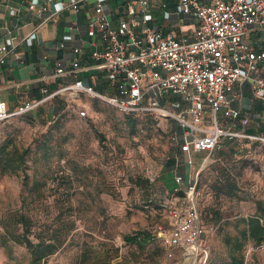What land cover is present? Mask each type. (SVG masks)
<instances>
[{"label": "rangeland", "instance_id": "obj_1", "mask_svg": "<svg viewBox=\"0 0 264 264\" xmlns=\"http://www.w3.org/2000/svg\"><path fill=\"white\" fill-rule=\"evenodd\" d=\"M53 104L56 101L48 99L36 109L50 110L47 117L44 112L28 113L0 125V264H29L23 243L7 237L6 244L1 243L4 224L22 234L21 215L30 219L34 242L36 236L64 238L41 264H199L155 239L141 251L123 238L141 230L152 234L175 207L161 183H168L164 171L170 166L183 177L177 203L184 199L183 189L194 185L210 242L206 264L228 260L224 234L235 229L217 232L213 211L230 219L236 214L246 217L255 213L256 202L264 203L263 141L222 139L220 148L211 152L190 149L192 163L185 164L181 141L169 137L178 131L171 119L135 114L131 131L126 114L103 100L81 94L68 99L59 112ZM79 110L85 114H77ZM224 181L235 183V195L218 190ZM243 255V264H264V241L257 247L246 242Z\"/></svg>", "mask_w": 264, "mask_h": 264}, {"label": "built area", "instance_id": "obj_2", "mask_svg": "<svg viewBox=\"0 0 264 264\" xmlns=\"http://www.w3.org/2000/svg\"><path fill=\"white\" fill-rule=\"evenodd\" d=\"M77 0L56 3L59 11L75 9ZM96 0L94 15L87 24L90 53L84 57L82 46L72 48L68 66L57 64L58 76L75 75L88 69L104 70L111 93L98 92L83 79L63 82L39 100L22 102L10 110L0 96V125L11 117L30 113L46 100L67 93V100L87 95L103 100L122 113H153L175 122L178 131L169 135L181 141L182 151L211 152L220 148L222 139L258 140L264 136L235 130L239 119L246 126L250 117H241L233 106L247 88L252 98L264 103V0H175V13L192 20L191 33H164L154 18L151 0H132L125 4V16L112 25L103 5ZM31 7V6H30ZM41 11L44 8L40 9ZM162 20L170 18L166 3H161ZM11 13L13 11L11 10ZM260 33L258 45L250 35ZM34 34L25 42L30 44ZM70 40V36H64ZM15 47V37L8 35L0 43V64ZM235 88L239 91L233 93ZM46 93V89L43 90ZM176 97L177 99H174ZM84 115V110L77 111ZM191 164V158L187 159ZM172 207L166 219L157 223L155 235L168 248L180 249L205 264L210 242L200 220L194 199V185L183 189L184 199L175 196L183 177L174 174Z\"/></svg>", "mask_w": 264, "mask_h": 264}, {"label": "crops", "instance_id": "obj_3", "mask_svg": "<svg viewBox=\"0 0 264 264\" xmlns=\"http://www.w3.org/2000/svg\"><path fill=\"white\" fill-rule=\"evenodd\" d=\"M58 1L66 5L69 3V0H0V43L8 35L15 37L13 52L0 64V96L10 110L22 102L39 100L44 95L43 90L48 86L54 90L63 82H71L78 78L92 85L98 92L104 93L107 88L104 70L88 69L68 76L55 74L57 64L69 65L73 47L82 46L84 57L90 53L87 24L94 15L96 4V0H77L75 9L67 6L57 11L55 5ZM129 1L132 0H104V9L113 26L125 16V4ZM151 3L157 9L153 13L154 18L164 33L171 32L175 35L191 33L192 20L188 16L175 13V0H151ZM161 3H166V10L171 13L170 18L165 21L159 12ZM41 8L44 10L41 11ZM32 32L34 38L27 44L25 37ZM64 36H70V40L64 39ZM259 36L260 33L256 32L250 35L254 45H258L256 38ZM261 47L264 48V42L261 43ZM262 75L264 76V69ZM237 91L239 90L235 88L233 93ZM54 97L50 99L57 103ZM243 99L245 103H242ZM252 99L251 101L246 99L242 92L233 106L239 108L242 115L254 113L264 124V107L256 99ZM65 102L67 105L66 97ZM55 105L57 104H53ZM37 108L38 106L30 113L42 116L44 112L46 117L52 113L50 110L36 111ZM180 155L186 164L190 155L184 151H181ZM164 172L169 179L168 183L161 181L163 188L167 192L173 191L176 187L174 174L181 175V172L171 166Z\"/></svg>", "mask_w": 264, "mask_h": 264}, {"label": "trees", "instance_id": "obj_4", "mask_svg": "<svg viewBox=\"0 0 264 264\" xmlns=\"http://www.w3.org/2000/svg\"><path fill=\"white\" fill-rule=\"evenodd\" d=\"M85 83L88 84L87 82ZM54 90L53 88L48 86L46 89V93H44L43 97L46 94ZM248 91L249 90L247 88H244L242 90L243 96L249 101H251L252 96L250 92ZM104 92L111 93L109 89L107 88ZM54 98L57 99V103H56L57 105H55L56 109L54 110L55 112H59L60 110L63 109L64 106H67L64 98L60 99L59 95H56ZM256 101L261 103V105L264 107V103L262 101H259L257 99ZM124 114H126V118L129 121L131 131H134L135 121H136L134 118L135 114L133 113H124ZM143 114H151V115L156 116L155 114L149 113V112L143 113ZM246 115L250 117L249 123L246 126H241L239 123V119H235L232 125L233 129L235 130L243 129L245 133L257 135V136H264V124L261 123V125H259L260 119L257 116H255L254 113L250 115L249 114H246ZM246 115H242L241 113V117L246 116ZM226 140L231 143H237V142H242V141H252L253 143L260 142L258 140H245V139H242V140L226 139ZM10 162H16V160L10 161ZM19 162H23L22 154H20ZM18 167H19V164L12 167L9 170V172L14 173L18 169ZM224 183L225 185L218 186V190L228 196L235 195L236 193L235 183L233 181L231 182L224 181ZM171 193H172V190L168 191V194H171ZM178 194L179 192L176 193V195ZM255 210L256 211L254 214L248 215L246 217H241V216H238V214H236L234 215V218L232 219H230V217H232L231 215L223 216L220 210L213 211L212 222L216 226L217 232L220 233L224 228H227V227H231L235 229L234 234H230L225 231L224 242L228 248V260H226L225 262L221 264H243V260H244L243 250H244L246 242H250L252 243L254 247H257L264 241V203L261 201L256 202ZM199 216H200V213H199ZM200 220L202 222L201 216H200ZM18 222H20L21 224V227L23 230L22 234L21 235L15 234L13 230L10 229L11 228L10 226H8L7 224H4L3 225L4 233L1 235V243L2 245L6 244L7 242L6 237L9 240H13L18 243H23L29 252V264H41V261L45 257H47L48 255L56 251L63 243L64 238L61 237L60 234H57V235L52 234V235L46 236L45 238L36 236L37 240L34 242L32 239L33 234L30 230V226H31L30 219L21 215ZM154 232L150 234L144 230H141V231H136L130 235H125L123 238L127 244L134 246L136 247L137 250H141V251L145 248V246L150 241V239H155L156 241L160 242L162 246L167 247L163 239H161L160 237H157ZM209 256H210V250H209L208 258Z\"/></svg>", "mask_w": 264, "mask_h": 264}]
</instances>
